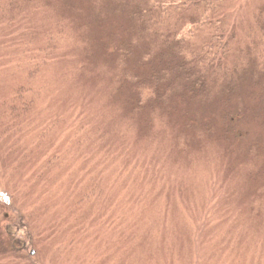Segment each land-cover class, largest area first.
I'll list each match as a JSON object with an SVG mask.
<instances>
[{"label": "rangeland", "instance_id": "374dc122", "mask_svg": "<svg viewBox=\"0 0 264 264\" xmlns=\"http://www.w3.org/2000/svg\"><path fill=\"white\" fill-rule=\"evenodd\" d=\"M152 2L0 0V264H264V0L218 8L228 76L138 108Z\"/></svg>", "mask_w": 264, "mask_h": 264}, {"label": "trees", "instance_id": "16d2710c", "mask_svg": "<svg viewBox=\"0 0 264 264\" xmlns=\"http://www.w3.org/2000/svg\"><path fill=\"white\" fill-rule=\"evenodd\" d=\"M225 0H153L146 9H141L136 12L139 14L138 22H142L143 27L148 25L155 30V34L160 42L161 52L159 53V65L152 68V74L142 77L137 82V87H145L142 89L140 95L136 94V106L144 108H152L154 105L166 104L174 95L176 88L180 86L177 92L191 93L197 95L204 87L205 79L207 77H226L231 73L229 65H226V58L229 53L233 51L230 46V33L226 26L218 29L215 24L220 25L221 13L218 12ZM187 7L198 8L200 14L192 21L181 23L179 19L175 18V23L170 20V14L175 8ZM216 12V13H215ZM155 13L156 20H151L150 15ZM218 14V16L216 15ZM215 15V17H213ZM137 17V16H136ZM220 17V18H218ZM181 23L178 26H174ZM215 23V24H213ZM170 27L163 28L166 25ZM153 25V26H152ZM184 25L189 26L184 30ZM145 29V28H143ZM149 29V28H148ZM198 29L209 31L208 37L203 41L199 47L184 48L180 44L176 48V53L171 51L170 44L167 40L180 43L186 37L193 38ZM158 31V32H157ZM168 31H170L168 33ZM145 32V30H144ZM183 34V35H182ZM179 36H183L178 40ZM178 38V39H177ZM166 42V43H165ZM154 72V73H153ZM228 91V88L225 87ZM175 89V90H173ZM224 94V93H223ZM166 102V103H165ZM15 252L21 250L14 248Z\"/></svg>", "mask_w": 264, "mask_h": 264}, {"label": "water", "instance_id": "95a60500", "mask_svg": "<svg viewBox=\"0 0 264 264\" xmlns=\"http://www.w3.org/2000/svg\"><path fill=\"white\" fill-rule=\"evenodd\" d=\"M31 254H33V253H31Z\"/></svg>", "mask_w": 264, "mask_h": 264}]
</instances>
